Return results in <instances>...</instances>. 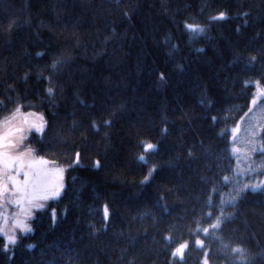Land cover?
<instances>
[{"label":"trees","instance_id":"16d2710c","mask_svg":"<svg viewBox=\"0 0 264 264\" xmlns=\"http://www.w3.org/2000/svg\"><path fill=\"white\" fill-rule=\"evenodd\" d=\"M256 82L264 0H0V112L42 114L24 144L65 165L0 264H264V183L226 198Z\"/></svg>","mask_w":264,"mask_h":264},{"label":"rangeland","instance_id":"374dc122","mask_svg":"<svg viewBox=\"0 0 264 264\" xmlns=\"http://www.w3.org/2000/svg\"><path fill=\"white\" fill-rule=\"evenodd\" d=\"M255 85L249 110L243 117L237 120L230 130L231 138L233 136L231 148L236 160V171L232 175L233 192L226 196L230 203L238 199L242 190H258L262 188L264 183V153L261 142L262 133L264 132V88L258 82ZM14 111L10 113L8 119L3 117L4 112H0V134L7 133L9 129L22 128L24 135L29 130H32L31 124L40 123L42 114L30 111L25 113L15 112V115H13ZM15 135L18 138V134ZM24 148L31 147L24 144L23 148L8 149L7 151L10 155L15 156L18 152L24 151ZM41 159L45 160L42 156L33 152L26 157V160L36 161L33 168H24L19 175L16 171L10 173L22 187L24 185L22 172L28 171L29 182L26 195L16 193L14 189L9 187L6 194L0 197V236L4 240L7 235H14L17 241L23 233L27 232L22 231L23 226L26 225L31 229V218L35 215L36 211L41 210L37 209L35 205L42 203V209H44L47 207L49 200L53 199L39 200V197L48 196L56 189H59L60 194L63 189L65 183V165L59 163L41 164L39 163ZM56 169H63V171L57 173ZM4 180L7 183L6 177ZM105 207L107 205L103 206V215ZM187 244L188 242L184 241L176 245L172 251L173 256L183 259V253ZM181 245H185V247L180 253H176V250ZM174 253L176 254L174 255ZM201 264H209L206 253L202 258Z\"/></svg>","mask_w":264,"mask_h":264},{"label":"snow or ice","instance_id":"6c2138e0","mask_svg":"<svg viewBox=\"0 0 264 264\" xmlns=\"http://www.w3.org/2000/svg\"><path fill=\"white\" fill-rule=\"evenodd\" d=\"M224 18H225L224 13L221 12L214 19H224ZM185 27L188 28L190 31H193V32H202L203 31V29L200 28L199 26L186 25ZM37 55H42V53H37ZM252 59L254 60L255 58L253 57ZM57 63H58V61H53L52 67L55 68L57 66ZM161 79H163V76H161ZM46 92L49 96L54 94V91L51 87L47 88ZM19 108H20V106L17 105L15 111L13 112V115H15V112L19 111ZM105 123L107 124L108 121H105ZM30 127L32 130L36 131L37 133H43L45 128H46V121H43V118L41 117L39 124L33 123V124H31ZM92 127L93 128L96 127L95 123H93ZM23 131L24 130L22 128H14V129H9V131L7 133L0 134V197H2L3 195L6 194L7 189L9 187L14 189L16 191V193L24 194V195L27 194L28 182H29V172L28 171L22 172V174L24 176V185L22 187L18 184L15 177L12 176L10 173L12 171H16L17 174L19 175V174H21L22 169L33 168L36 161L26 160V157H28L30 154H32L35 150L32 148H24V151L18 152V154L15 156L10 155L9 152L7 151L8 149H19V148L24 147V140L26 138L23 135ZM15 134H18V138ZM153 147H154L153 145L148 144V145H146V150H151ZM140 159L142 160L143 157H140ZM78 162H79V153H77L76 160L74 161V163H78ZM39 163H41V164H48V163L55 164V161L48 162V161L41 159L39 161ZM56 171H57V173H59V172H62L63 169H56ZM5 177H6L7 183H5V180H4ZM146 179H147V177H146ZM253 190H255V189H253ZM58 194H59V189H56L50 195L42 196V197H39L38 199L39 200H45V199H49V198H54ZM35 207L37 209H42L43 204L37 203L35 205ZM108 215H109L108 209H107V207H105V209H104L105 218H107ZM52 217H53V219H55V210L52 211ZM220 219L221 218L218 217L217 223L211 225L210 227L213 229L218 228ZM208 230H209L208 228H205L203 231L205 233H207ZM22 231H31V229L25 225V226H23ZM15 243H16L15 236L14 235H7L5 237V240H4V251L8 250L9 245H15ZM196 243L200 244L201 242L199 240H197ZM28 247L32 248L33 245H28ZM184 247H185V245H181L180 248H178L176 250V253H180ZM176 253H174V255Z\"/></svg>","mask_w":264,"mask_h":264},{"label":"bare ground","instance_id":"6f19581e","mask_svg":"<svg viewBox=\"0 0 264 264\" xmlns=\"http://www.w3.org/2000/svg\"><path fill=\"white\" fill-rule=\"evenodd\" d=\"M95 1H97V2H100V3H101V0H95Z\"/></svg>","mask_w":264,"mask_h":264}]
</instances>
